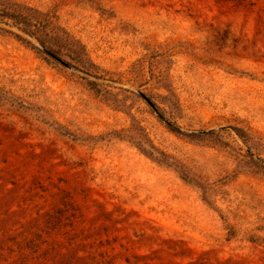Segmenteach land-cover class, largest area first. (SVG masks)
Listing matches in <instances>:
<instances>
[{"label": "rangeland", "instance_id": "obj_1", "mask_svg": "<svg viewBox=\"0 0 264 264\" xmlns=\"http://www.w3.org/2000/svg\"><path fill=\"white\" fill-rule=\"evenodd\" d=\"M10 1L0 264H264V0Z\"/></svg>", "mask_w": 264, "mask_h": 264}, {"label": "trees", "instance_id": "obj_2", "mask_svg": "<svg viewBox=\"0 0 264 264\" xmlns=\"http://www.w3.org/2000/svg\"><path fill=\"white\" fill-rule=\"evenodd\" d=\"M36 11L10 0H0V18L13 20L18 27L31 35L37 34L42 27L43 18Z\"/></svg>", "mask_w": 264, "mask_h": 264}, {"label": "water", "instance_id": "obj_3", "mask_svg": "<svg viewBox=\"0 0 264 264\" xmlns=\"http://www.w3.org/2000/svg\"><path fill=\"white\" fill-rule=\"evenodd\" d=\"M39 46H40V48L42 49V50H44L47 54H49L50 56H52V57H54L55 59H57L58 61H60V62H62V63H64V64H66V65H68L67 64V62H65L58 54H56L53 50H51L48 46H46L45 44H42V43H40L39 44ZM140 93V95L142 96V97H144L145 98V100L149 103V105L153 108V110L162 118V119H164L166 122H168V124H170V125H173L171 122H169L166 118H165V116L159 111V109L157 108V106H156V104L153 102V100L148 96V95H146L144 92H142V91H140L139 92ZM193 133L194 132H196V131H192ZM202 132H207V130H203Z\"/></svg>", "mask_w": 264, "mask_h": 264}]
</instances>
